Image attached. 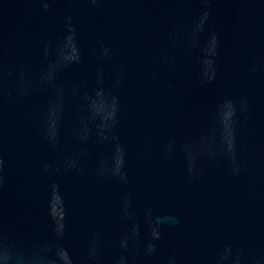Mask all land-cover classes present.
<instances>
[{"label": "water", "instance_id": "95a60500", "mask_svg": "<svg viewBox=\"0 0 264 264\" xmlns=\"http://www.w3.org/2000/svg\"><path fill=\"white\" fill-rule=\"evenodd\" d=\"M0 264H264V0H0Z\"/></svg>", "mask_w": 264, "mask_h": 264}]
</instances>
